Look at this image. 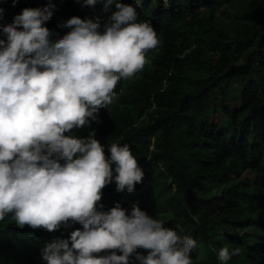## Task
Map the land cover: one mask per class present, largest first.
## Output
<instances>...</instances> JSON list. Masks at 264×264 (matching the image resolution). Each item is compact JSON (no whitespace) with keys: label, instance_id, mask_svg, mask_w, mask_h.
Listing matches in <instances>:
<instances>
[{"label":"trees","instance_id":"trees-1","mask_svg":"<svg viewBox=\"0 0 264 264\" xmlns=\"http://www.w3.org/2000/svg\"><path fill=\"white\" fill-rule=\"evenodd\" d=\"M115 2L104 10V0H0V33L37 7L52 12L45 26L53 40L70 30L60 25L72 16L98 20L103 31ZM120 2L152 25L158 45L141 71L119 80L97 120L65 133H94L106 157L110 144H127L144 171L132 192H117L114 180L104 187L102 210L119 202L130 214L137 205L183 229L196 241L192 264H221L225 246L241 249L227 264H264V0ZM226 10L232 19L220 21ZM77 228L21 229L9 214L0 220V264H46L42 247ZM130 264H139L134 254Z\"/></svg>","mask_w":264,"mask_h":264},{"label":"clouds","instance_id":"clouds-1","mask_svg":"<svg viewBox=\"0 0 264 264\" xmlns=\"http://www.w3.org/2000/svg\"><path fill=\"white\" fill-rule=\"evenodd\" d=\"M112 3L104 0V10ZM51 15L47 7L24 8L0 33V220L11 214L21 229L48 232L82 225L42 247L46 264H130L133 254L139 264H192L196 241L183 229L137 205L130 214L119 202L102 210V190L113 180L117 192L143 181L130 146L110 144L106 157L94 133L65 135L97 120L119 80L143 69L158 45L154 28L116 0L103 31L98 20L72 16L60 25L70 30L53 40L45 26ZM240 252L225 246L217 258L227 264Z\"/></svg>","mask_w":264,"mask_h":264},{"label":"rangeland","instance_id":"rangeland-1","mask_svg":"<svg viewBox=\"0 0 264 264\" xmlns=\"http://www.w3.org/2000/svg\"><path fill=\"white\" fill-rule=\"evenodd\" d=\"M228 12H230V10L223 11V13H218L217 17L220 19V21L229 22L232 19V17L229 15ZM218 95H220V91ZM145 255H147V252H145Z\"/></svg>","mask_w":264,"mask_h":264}]
</instances>
